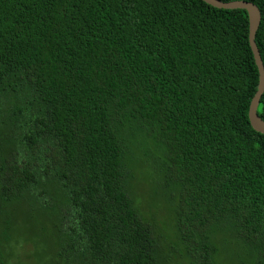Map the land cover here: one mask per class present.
Listing matches in <instances>:
<instances>
[{
	"label": "trees",
	"instance_id": "1",
	"mask_svg": "<svg viewBox=\"0 0 264 264\" xmlns=\"http://www.w3.org/2000/svg\"><path fill=\"white\" fill-rule=\"evenodd\" d=\"M217 1L258 9L264 70V0ZM247 35L244 10L200 0H0V264H218L228 238L238 264H264ZM140 171L173 201L177 256L130 196Z\"/></svg>",
	"mask_w": 264,
	"mask_h": 264
},
{
	"label": "rangeland",
	"instance_id": "2",
	"mask_svg": "<svg viewBox=\"0 0 264 264\" xmlns=\"http://www.w3.org/2000/svg\"><path fill=\"white\" fill-rule=\"evenodd\" d=\"M149 175L143 173L140 171L139 175L131 180L132 184V190L130 193L131 198L135 202V205L141 214L142 218L147 220L148 223L151 224V226L155 229L154 235L159 243V249L161 253L163 254H169L174 253L175 256H177L176 252H174L173 248L176 243V240L173 239V228H172V209L173 201L168 200L166 197V194H163L161 191V188L159 184L156 182L151 183V176L150 179L148 177ZM155 181H157L155 179ZM133 182V183H132ZM154 203L151 204V201ZM31 214L34 212H37L36 208H29L28 209ZM19 213H21V217L19 221L15 224V229L20 234H28L32 233L38 241H43L45 243L42 246V249L40 250L36 246L33 245V242H36L35 240L30 241L24 246V249L26 252H34L38 255L41 254L42 251V259H45V252H49L50 248H52L51 241L46 242L49 235L47 232H44V230L41 227V223H34L30 219V215L28 211H21L19 210ZM37 216V218H39ZM29 222V223H27ZM45 237V238H44ZM21 239H24L26 241L27 237H20ZM234 244L228 238L227 242L220 246V250L218 252V264H238V261L236 260V256L239 254ZM45 247L47 250H45ZM28 259V256L25 255ZM33 264V263H31Z\"/></svg>",
	"mask_w": 264,
	"mask_h": 264
},
{
	"label": "water",
	"instance_id": "3",
	"mask_svg": "<svg viewBox=\"0 0 264 264\" xmlns=\"http://www.w3.org/2000/svg\"><path fill=\"white\" fill-rule=\"evenodd\" d=\"M200 1L215 9L244 10L247 14V19H248L247 41L258 74L256 91L249 103L247 110V119L251 129L254 132L264 136V123L256 115V107L258 105L259 98L264 90V70L261 64L258 51L254 44V36L260 22V13L258 9L252 3L249 2L231 1L227 3H222L217 0H200Z\"/></svg>",
	"mask_w": 264,
	"mask_h": 264
}]
</instances>
